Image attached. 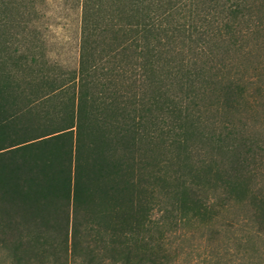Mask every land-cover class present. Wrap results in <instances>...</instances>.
Segmentation results:
<instances>
[{
    "label": "trees",
    "instance_id": "trees-1",
    "mask_svg": "<svg viewBox=\"0 0 264 264\" xmlns=\"http://www.w3.org/2000/svg\"><path fill=\"white\" fill-rule=\"evenodd\" d=\"M34 1L0 0V264H178L173 234L210 236L234 204L239 245L264 239L255 144L233 129L247 81L214 57L218 44L239 50L247 0H79L78 64L60 75L29 42L13 48ZM203 126L227 131L206 138L221 160L157 162L158 146L186 151ZM229 251L207 257L246 262Z\"/></svg>",
    "mask_w": 264,
    "mask_h": 264
},
{
    "label": "rangeland",
    "instance_id": "rangeland-1",
    "mask_svg": "<svg viewBox=\"0 0 264 264\" xmlns=\"http://www.w3.org/2000/svg\"><path fill=\"white\" fill-rule=\"evenodd\" d=\"M249 4L247 20L242 25L243 37L239 42V50L230 46V51L225 54V49L217 45L214 50L215 59H227L228 68L237 72L247 81V92L250 94L245 108L234 116V135L241 140L252 141L254 145L253 157L249 160L251 185L257 190H264V0H247ZM29 5V4H28ZM35 12L26 14L23 18L27 24L24 34L14 35V47L27 52L24 47L27 42L31 46L30 54L37 58L39 64L51 68L57 75L73 71L78 64L80 42L81 8L79 0H35L32 4ZM16 37V38H15ZM21 46V47H20ZM223 48H225L223 46ZM28 53V52H27ZM38 68V67H37ZM203 119L220 122L222 119L214 111V107L201 104ZM222 122V121H221ZM223 123V122H222ZM233 131V130H232ZM192 137L193 140L185 150L180 152L171 147L158 146L155 150L157 162L166 160H188L194 166L208 160H221L217 153L215 143H210L206 138L217 140L219 133L227 132L220 128L215 131L211 126H203ZM199 134L202 135L199 137ZM239 139V140H240ZM178 153V155H177ZM226 160V159H224ZM244 209L239 205H231L228 210L218 214L213 223V233L200 225H186L173 234L170 241L182 249V256L178 264H214L207 254L218 252V258L226 255L225 249L229 248L228 259L244 256L243 264H264L257 257L264 251V239H255L245 248L239 245L243 231L247 227L236 225L238 217H242ZM159 214H155L157 218ZM234 223L228 228L227 223ZM240 250V251H239ZM259 252H258V251ZM3 254L0 252V259ZM217 257V255H216ZM250 260L247 262V260ZM226 260V258H225ZM230 264H238L233 262Z\"/></svg>",
    "mask_w": 264,
    "mask_h": 264
}]
</instances>
